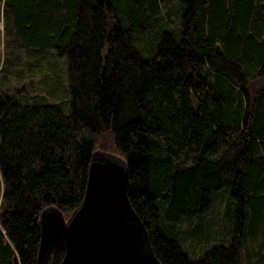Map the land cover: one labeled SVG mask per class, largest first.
I'll return each mask as SVG.
<instances>
[{"label": "trees", "instance_id": "obj_1", "mask_svg": "<svg viewBox=\"0 0 264 264\" xmlns=\"http://www.w3.org/2000/svg\"><path fill=\"white\" fill-rule=\"evenodd\" d=\"M0 21V81L17 47L56 50L69 93L65 112L0 89V264H35L42 211L80 205L96 150L126 161L163 264H264V0H0ZM222 196L194 256L179 225Z\"/></svg>", "mask_w": 264, "mask_h": 264}, {"label": "water", "instance_id": "obj_2", "mask_svg": "<svg viewBox=\"0 0 264 264\" xmlns=\"http://www.w3.org/2000/svg\"><path fill=\"white\" fill-rule=\"evenodd\" d=\"M126 161L96 150L82 202L69 216L49 207L40 215L35 264H163L133 209Z\"/></svg>", "mask_w": 264, "mask_h": 264}, {"label": "rangeland", "instance_id": "obj_3", "mask_svg": "<svg viewBox=\"0 0 264 264\" xmlns=\"http://www.w3.org/2000/svg\"><path fill=\"white\" fill-rule=\"evenodd\" d=\"M33 52L32 50L29 51L17 47L13 50V53L10 55L7 54V57L15 58L16 64L12 68L14 73L8 75L4 81H0V89L7 92L12 89L21 88V97H25L29 100H31L30 97L34 95L44 97L45 100L49 101L48 103H57L60 100L68 101L62 104L63 110L68 112L67 58L65 56H60L56 50L40 53L37 51L35 53ZM5 55L3 49V27L0 21V68ZM224 203L225 200L222 196L202 220H191L180 223L179 227L181 230L187 233L183 240V247L186 251L197 256L202 249L220 242L221 232H218V230L222 228L225 229V226L223 227ZM260 238L261 235L258 233L257 240L259 241ZM245 244L248 248L253 246L256 247L255 241L249 240L248 236ZM261 253H264V248L261 250ZM244 257L246 260L247 257L245 254ZM251 260L253 261V259Z\"/></svg>", "mask_w": 264, "mask_h": 264}]
</instances>
